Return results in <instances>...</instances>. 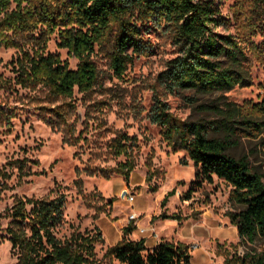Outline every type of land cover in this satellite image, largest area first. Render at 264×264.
Masks as SVG:
<instances>
[{"label": "trees", "instance_id": "obj_1", "mask_svg": "<svg viewBox=\"0 0 264 264\" xmlns=\"http://www.w3.org/2000/svg\"><path fill=\"white\" fill-rule=\"evenodd\" d=\"M256 2L264 10V0ZM217 12L213 0H0V46L16 48L9 61L12 74L0 72V88H33L40 84L53 98L71 96L74 88L88 91L98 77L91 58L95 46L109 43L110 65L119 76L135 55L150 50V43L143 38V32L150 27L167 31L177 48L159 72L167 90L190 88L206 93L246 84L249 77L241 39L230 31L215 29L223 21ZM53 32L57 34V45L77 58L75 67L59 53L47 50ZM258 109L264 111V97ZM239 111L235 105L216 107V117L212 119H182L169 110L166 101L155 97L148 116L160 126V134L170 149H184L195 166L183 198L190 197L204 181H212L213 176L222 178L231 185L229 197L242 205L229 211L230 223L241 238L251 240L256 234H264V172L254 169L245 156L228 152L227 147L236 141L230 139L232 135L263 129L264 119L258 117L264 112L245 115ZM14 116L13 107L0 100V125L10 128ZM44 120L60 126L56 119ZM210 132L222 135L213 136ZM64 138L70 140L65 132ZM135 145V135L116 133L110 148L115 156L123 154L126 158L111 167L110 172L98 173L108 177L116 172L127 182L134 166L131 149ZM28 160L16 157L6 165L16 167L20 179L32 172ZM180 162L187 161L181 158ZM76 171L77 190L85 205L93 206L82 193V180ZM9 177L10 171L0 167V190L9 186ZM145 178L149 179V175ZM173 193L171 188L161 197L162 209L156 216L183 218L178 212L165 210ZM64 203L65 192L52 187L39 196L14 194L12 202L0 211V217L6 218L1 230L9 240L15 264H192L184 241L161 239L147 246L143 237L130 238L127 234L135 227L133 221L123 225L121 237L98 255L96 244L104 241L101 228L97 224L80 228L68 220ZM106 204L95 206L92 217L105 211ZM220 246L217 243V250L224 254V249L219 251ZM223 263L264 264V255H225Z\"/></svg>", "mask_w": 264, "mask_h": 264}, {"label": "rangeland", "instance_id": "obj_2", "mask_svg": "<svg viewBox=\"0 0 264 264\" xmlns=\"http://www.w3.org/2000/svg\"><path fill=\"white\" fill-rule=\"evenodd\" d=\"M213 2L223 19L215 29L230 31L241 39L249 77L246 84L206 93L190 88L167 90L159 79V72L177 48L167 31L150 27L143 32L150 50L135 55L119 76L110 65L109 43L95 46L91 58L98 77L88 91L74 88L71 96L53 98L40 84L33 88L18 85L13 90L0 88V100L15 111L10 128L0 125V167L10 171L9 186L0 190V211L12 202L14 194L39 196L52 187L63 190L65 217L78 223L80 228L97 224L102 229L104 241L96 244L101 255L117 235V227L112 222L124 217L122 222L127 223V212L134 209H139L141 216L145 214L143 211L159 212L161 197L174 188L165 205L167 211L178 212L183 217L179 222L180 232L168 221L163 224L162 232L188 244L192 264H224L225 255H264V234H256L251 240L241 238L236 226L230 223L229 211L238 210L242 205L229 197L231 185L225 180L213 176L212 181H204L190 197L183 198L194 177L195 166L184 149H170L160 134V126L148 116L155 97L166 101L169 110L182 119L209 120L216 117V107L232 105L241 111L238 114L261 113L258 106L264 97V10L256 0ZM57 40L53 32L47 50L59 53L75 67L77 58L58 46ZM15 54V47L0 46V72L4 75L12 74L9 61ZM47 117L56 119L60 126L46 122ZM258 118L264 119V115ZM63 125L66 128L62 130ZM64 132L70 140L64 138ZM118 132L135 135L136 145L131 149L134 166L127 182L116 172L108 177L98 173L110 172L111 167L126 158L123 154L115 156L110 148V140ZM209 134L222 135L220 132ZM230 139L236 141L232 140L228 152L245 156L254 169L264 172V128L252 134L232 135ZM16 157H28L27 166L32 171L20 179L17 168L6 165ZM181 158L187 162L181 163ZM76 169L82 180V193L93 206L87 207L77 190ZM146 174L149 179L145 178ZM123 189L126 192L122 196ZM127 191L135 193L131 203L125 196ZM108 199H112L110 204H106ZM101 203L106 204L105 211L93 218L94 207ZM5 224L6 218L0 217V264H15L9 240L1 230ZM217 243L221 244L219 251L224 249V254L218 252Z\"/></svg>", "mask_w": 264, "mask_h": 264}, {"label": "crops", "instance_id": "obj_3", "mask_svg": "<svg viewBox=\"0 0 264 264\" xmlns=\"http://www.w3.org/2000/svg\"><path fill=\"white\" fill-rule=\"evenodd\" d=\"M164 207H165L166 212L170 213L169 211H167L166 205ZM134 210L137 213H140L139 209H134ZM143 212L145 214L141 216V213H140V217L141 218L138 219L137 224L135 223V227L127 234L130 238L143 237L144 241H145V244L147 246H153L161 239L173 240L172 237H171L172 234H165V233L162 232L163 231V227L162 226L167 221L170 224H172L174 229H176L178 232H180L179 222H180L181 219L178 220V219H174V218H161L159 216H156L159 212L156 213V212H152V211H149V210L148 211H143ZM123 218L124 217L117 218L115 220V222H112V224L116 225L117 230H118L117 231V235L115 236L114 242L117 239H119L121 237V235H122L121 228H122L123 225L126 224L125 221L122 222V220H124ZM138 227H143L145 230L142 232V231L139 230ZM109 244H112V243H109ZM109 244H107V245H109Z\"/></svg>", "mask_w": 264, "mask_h": 264}, {"label": "built area", "instance_id": "obj_4", "mask_svg": "<svg viewBox=\"0 0 264 264\" xmlns=\"http://www.w3.org/2000/svg\"><path fill=\"white\" fill-rule=\"evenodd\" d=\"M134 195H135V193L133 191H127L125 196L128 199V201L131 203L133 201V199H134ZM139 216H140V214L137 213L135 210H130V211L127 212L126 221H127V223L129 221H133V223H135L136 219H138ZM138 228L142 232L145 230L143 227H138Z\"/></svg>", "mask_w": 264, "mask_h": 264}, {"label": "water", "instance_id": "obj_5", "mask_svg": "<svg viewBox=\"0 0 264 264\" xmlns=\"http://www.w3.org/2000/svg\"><path fill=\"white\" fill-rule=\"evenodd\" d=\"M125 192H126V190L123 189V190L121 191V195L123 196V195L125 194Z\"/></svg>", "mask_w": 264, "mask_h": 264}]
</instances>
